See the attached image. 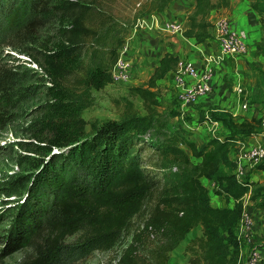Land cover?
Instances as JSON below:
<instances>
[{"label":"trees","instance_id":"trees-1","mask_svg":"<svg viewBox=\"0 0 264 264\" xmlns=\"http://www.w3.org/2000/svg\"><path fill=\"white\" fill-rule=\"evenodd\" d=\"M154 1V9L163 11L171 0ZM213 7L211 0H194L183 35L206 42L213 27L206 16ZM251 8L264 16V0H251ZM15 12L21 14L12 16ZM16 17L11 27L9 20ZM49 22L56 23L51 39L39 43L36 55L25 51L42 72L30 76L39 102L25 128L32 139L26 148L37 156L29 161L33 202L12 228V243L32 248L33 263L52 264L67 253L111 250L126 236L118 264H167L169 253L200 226L201 235L185 247L189 262L240 264L242 244L235 229L243 200L249 195L264 206V180H238L230 153L263 130L260 118L235 120L220 111L213 120L226 133L202 144L182 126L171 128L157 100V81L179 63L167 52L146 86L129 88L142 99L144 114L125 100L118 118L89 122L83 111L94 101L93 90L111 83L125 37L110 14L82 0H0L1 39L9 29L29 35ZM8 78L0 66L4 96ZM254 170L264 172V162ZM202 179L214 181L215 194L232 205L213 206Z\"/></svg>","mask_w":264,"mask_h":264},{"label":"rangeland","instance_id":"rangeland-1","mask_svg":"<svg viewBox=\"0 0 264 264\" xmlns=\"http://www.w3.org/2000/svg\"><path fill=\"white\" fill-rule=\"evenodd\" d=\"M82 1L91 3L96 8L110 14L117 22L121 34L128 43L132 34L135 33L132 28L137 19L144 18L149 22H153V24L151 23L150 27L138 29L136 32L154 27L165 36H173V34L163 30L165 23L176 21L180 24L176 19L163 20L159 17L156 14L159 11H156L153 7L154 0ZM17 14L20 15L21 12H15L12 16ZM153 16L156 17L155 21L151 20ZM16 19L17 17L14 20ZM14 20H9L11 21L9 23L11 27L19 21ZM55 31L56 23L49 22L45 27L39 28L31 34L29 33V35L22 31L16 32L9 29L7 34L2 39L0 38V66L5 68L9 75L8 81L5 83V89L7 90L5 96L0 92V264H35L32 262L35 258V251L32 248L25 243L20 242L18 245L12 243L15 238L12 228L22 219L24 210L27 207L25 205L33 202V200L29 201V195L32 191L30 188L32 182L29 177V161L37 156L26 148L32 139L25 133V128L33 119L34 107L39 102L37 91H33L34 89L31 88L30 76L34 71L39 74H42V72L37 68L32 57L26 54L25 51L36 55L39 43L51 39ZM178 34H183V29ZM262 54L264 56L263 52ZM257 70L260 71L258 72L260 76L246 82H240L243 87L240 96L232 89L234 83L227 81L229 83L227 89L229 99L237 108V113L233 116L235 120L252 117L260 118L264 112V65L258 67ZM173 75L174 73L171 77ZM133 79L134 76L131 71L129 81L110 83L100 90H93L94 101L90 107L83 111V117L89 122L96 119L118 118L125 100H130L133 103L136 112L144 114L145 108L142 99L130 95L129 88L131 86H146L148 79L139 82H134ZM44 83L48 84L47 82ZM168 90H174V93L172 92L170 97L167 98L165 91H158L159 99L157 100L160 104L158 110L168 114L171 128L177 125H187L189 126L187 131L190 132L198 129L197 127L201 125V128L197 130L199 140H208L211 137L226 133L221 124L213 126L210 123L215 114H218L223 108H228L227 106H211L206 109H199L200 111L197 112L196 116L189 114L190 118L187 115L180 118V102L176 96V90L171 87ZM243 103L246 104V108L242 107ZM176 116L178 117L175 118ZM87 129H89V126H87ZM19 161H21V164ZM202 183L209 190L213 206H231L222 197L220 198L219 195L215 194V183L206 180H202ZM248 196L246 195L243 201L245 213L252 221V226L250 229L241 230L240 225H238L235 229V233L242 244L240 264H246L248 255L253 250L260 252L264 263V251L260 250V248L264 249V235L260 236V232L263 234V229H259L261 227L259 224L264 222L263 205H255L256 202H251ZM255 210H258L260 214L255 213ZM140 220V216L135 219L133 229L140 223ZM200 235V226L192 229L178 247L169 253L167 264H192L189 262L191 253L187 252L185 247L190 239ZM128 241L129 237L124 236L120 243L111 250H94L88 254L67 253L57 256L56 261L52 264H118L120 250L126 246Z\"/></svg>","mask_w":264,"mask_h":264},{"label":"crops","instance_id":"crops-1","mask_svg":"<svg viewBox=\"0 0 264 264\" xmlns=\"http://www.w3.org/2000/svg\"><path fill=\"white\" fill-rule=\"evenodd\" d=\"M211 1L214 7L209 10L206 18L213 24V27L211 29V37L206 42L197 43L194 38L185 37L183 34L165 36L154 27L135 32L129 39L131 51L128 56L133 62V81L139 82L147 80L151 76L154 68L159 64L160 58L167 52L177 55L179 61L189 60L197 67H201L205 55L217 47L215 23L219 17H226L232 30L245 35L248 43L247 53L237 58H225L215 68L212 78L213 92L208 96L202 97L194 106H184L180 103V118H183L185 115L189 116V114L196 116L197 112L200 111L199 109H206L211 106H227L228 108L225 109L221 107V111L231 113L234 116L237 113V108L234 106V103L232 104L231 99H229L227 92L229 83L227 81L229 80L236 84L237 82L255 79L260 76L258 73L260 71L257 70L258 67L264 65V56L262 54L264 46L262 42L264 16L259 15L251 8V0ZM222 1H225L226 4H221ZM193 6L194 0H171L163 11L156 12V14L163 18V20L176 19L180 22L184 32L190 26L187 16ZM173 73L171 71L164 78L157 81V92L161 90V92L165 91L167 98L170 97L172 92L174 93V90L169 91L168 89L170 87L175 89L173 77H171ZM157 99H159L158 95ZM182 127L185 130L189 129L187 125H182ZM197 128H201V125ZM198 129L190 131L189 138L197 144H202L207 140H199ZM245 141L252 143L261 141L264 143V130L256 135L247 137ZM230 157L233 158L232 152L230 153ZM248 178L249 180L263 183L264 172L255 171L254 168L249 169ZM209 182L215 183L214 181ZM219 197L221 198V196ZM229 204L232 205V202L230 201ZM262 211L264 212V206ZM255 213L260 214L258 210H255ZM259 226H261L259 229H263V234L260 232V236H263L264 222L259 224ZM260 250L264 251L263 248H260Z\"/></svg>","mask_w":264,"mask_h":264},{"label":"built area","instance_id":"built-area-1","mask_svg":"<svg viewBox=\"0 0 264 264\" xmlns=\"http://www.w3.org/2000/svg\"><path fill=\"white\" fill-rule=\"evenodd\" d=\"M152 21L156 17H151ZM151 23L144 18L137 19L133 25L132 31L150 27ZM217 47L212 52L205 55L202 66L197 67L192 61H179L173 75V84L176 89V96L179 102L184 106L197 104L202 97L208 96L213 91L212 78L215 68L228 57L237 58L243 56L248 51V43L243 34L232 30L226 17H219L215 23ZM163 30L169 34H178L182 32L181 25L176 21L167 22ZM130 51L127 40L118 51V57L111 70V83L127 82L131 78L132 62L128 57ZM233 90L238 96L243 91L242 84L237 82ZM243 108L246 104L243 103ZM235 116V115H234ZM261 124L264 127V112L260 116ZM218 121L212 120L210 125H219ZM233 160L235 161L234 173L238 180H246L248 171L256 165L264 162V144L260 142H243L232 150ZM245 207V204H244ZM241 230L250 229L252 221L248 215L243 213V217L238 224ZM263 256L258 250L250 252L246 264H264Z\"/></svg>","mask_w":264,"mask_h":264}]
</instances>
